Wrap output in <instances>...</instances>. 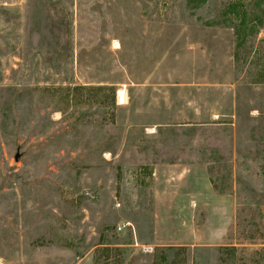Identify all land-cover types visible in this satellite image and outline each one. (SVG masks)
<instances>
[{
  "label": "rangeland",
  "instance_id": "rangeland-1",
  "mask_svg": "<svg viewBox=\"0 0 264 264\" xmlns=\"http://www.w3.org/2000/svg\"><path fill=\"white\" fill-rule=\"evenodd\" d=\"M0 264H264V0H0Z\"/></svg>",
  "mask_w": 264,
  "mask_h": 264
},
{
  "label": "crops",
  "instance_id": "crops-1",
  "mask_svg": "<svg viewBox=\"0 0 264 264\" xmlns=\"http://www.w3.org/2000/svg\"><path fill=\"white\" fill-rule=\"evenodd\" d=\"M174 165H178V163H177V161H175L174 163H173ZM187 171H189V168H188V166L186 165V164H184L182 167H181V169H180V172L182 173V172H187ZM204 190H205V192L204 193H202V194H200L201 196L202 195H205V193L207 194V196L208 197H210V198H212V199H214V202H216V203H218V202H222V203H224V202H226V203H228V205H229V207H228V209H226L224 206V204H223V207H217L218 208V210H219V212H222V216L220 217L221 218V220L223 221H226L227 223H226V225L224 226V229L222 228V232L225 230V231H227V230H229V228L230 227H232V223H233V221H234V213H233V211H234V207H233V205H234V196L233 195H235V191H234V187H233V191H231V192H228L227 194H220V193H217L215 190H214V187L212 186V184L209 182L208 184H205V188H204ZM183 191H187V188L186 187H184L183 188ZM220 202V203H221ZM214 209V208H213Z\"/></svg>",
  "mask_w": 264,
  "mask_h": 264
},
{
  "label": "built area",
  "instance_id": "built-area-1",
  "mask_svg": "<svg viewBox=\"0 0 264 264\" xmlns=\"http://www.w3.org/2000/svg\"><path fill=\"white\" fill-rule=\"evenodd\" d=\"M144 250H148L147 248H144Z\"/></svg>",
  "mask_w": 264,
  "mask_h": 264
},
{
  "label": "water",
  "instance_id": "water-1",
  "mask_svg": "<svg viewBox=\"0 0 264 264\" xmlns=\"http://www.w3.org/2000/svg\"><path fill=\"white\" fill-rule=\"evenodd\" d=\"M15 158L18 159V156H16Z\"/></svg>",
  "mask_w": 264,
  "mask_h": 264
}]
</instances>
